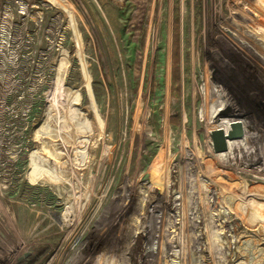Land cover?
I'll use <instances>...</instances> for the list:
<instances>
[{"label":"rangeland","instance_id":"obj_1","mask_svg":"<svg viewBox=\"0 0 264 264\" xmlns=\"http://www.w3.org/2000/svg\"><path fill=\"white\" fill-rule=\"evenodd\" d=\"M237 6L252 9L242 0H0V264H264V228L222 239L216 204L198 186L212 173L253 190L248 201L264 197V135L242 118L253 144L229 160L212 141L220 103L221 124L245 106L253 125L264 123L261 105L238 101L208 51L204 23ZM60 62L68 97L52 90Z\"/></svg>","mask_w":264,"mask_h":264},{"label":"bare ground","instance_id":"obj_2","mask_svg":"<svg viewBox=\"0 0 264 264\" xmlns=\"http://www.w3.org/2000/svg\"><path fill=\"white\" fill-rule=\"evenodd\" d=\"M242 1L247 2L252 9L247 10L237 6L234 8V11L229 10L224 14L217 12V15L221 18H219L220 21L216 23L207 21L204 23L203 28L206 37L211 36V41L208 43V51L214 56V61L217 63V66L225 71L227 76H223L221 79L227 81L230 84V88L236 91V95L239 97L238 101L241 99L244 101L247 99L254 100L264 109V0ZM219 14H221V16ZM230 17L234 19L232 20ZM198 28L199 27L193 23V33L191 36L192 45H194L197 39ZM254 28L260 29L261 34L252 33ZM57 70L59 75L52 86V90H54V93L60 92L68 97V95L71 94L67 93L69 92L67 89L70 71L69 66L68 64L60 62L57 64ZM147 72L148 70H146V73ZM147 79L145 75L143 86L145 88L147 86ZM227 93L228 92L222 94L223 98L228 97ZM63 98L65 97L63 96ZM65 99H63V103L68 102L67 99L65 102ZM71 99L72 97H70V100ZM222 105L225 106L220 103L213 112H219L212 121L214 124L213 130H222L226 134L230 131L229 125L232 123H240L243 127L246 123L242 121V118L247 117V124L251 125L249 131H251L253 135L259 133L264 135V123L253 125L257 121H252L253 118L248 114L246 106L243 110L241 109L236 113L237 117L234 122L221 124L220 121L228 117L226 113L228 108L222 110ZM234 106L235 103L229 102V107L233 108ZM71 116L73 118L78 117L74 112L71 113ZM233 116L235 115H232V117ZM243 133L244 135L242 138L227 140V150L222 153H217V159L224 158L229 160L231 155H234L233 158L235 159L237 152H242L243 157H247L249 155L248 149L250 148V144H253L254 137L248 140L249 138L246 136V130H243ZM245 137L246 139H244ZM258 143L259 142H257V144ZM151 164L155 165L156 172L161 173V161L157 160ZM179 177L177 182L186 184L185 175L182 173ZM198 182V186H200L202 190L201 193L204 191L201 197H204L205 204H216V209L218 210V215L222 222V231L220 232L222 239L232 241L239 233L249 234L257 229L264 228V197L259 200L249 199L248 201L246 197H250L253 190L246 188L239 180L237 183L232 184L231 186L233 187L230 189L226 187L224 181L218 180L212 173L203 175L198 179ZM186 190L185 188V191ZM260 191V193H262L264 189H260ZM180 196H183V194H180ZM182 207L183 206H181L180 209ZM183 223L188 224V229L193 225V221L189 220L186 222V218H183L180 222V224Z\"/></svg>","mask_w":264,"mask_h":264},{"label":"water","instance_id":"obj_3","mask_svg":"<svg viewBox=\"0 0 264 264\" xmlns=\"http://www.w3.org/2000/svg\"><path fill=\"white\" fill-rule=\"evenodd\" d=\"M233 131L226 134L221 130H215L212 133V141L215 153H222L227 150V140H236L243 137L240 123L232 124Z\"/></svg>","mask_w":264,"mask_h":264}]
</instances>
